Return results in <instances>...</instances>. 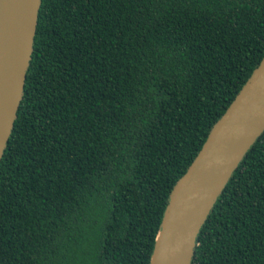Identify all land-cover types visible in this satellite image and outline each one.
I'll use <instances>...</instances> for the list:
<instances>
[{"label": "trees", "instance_id": "1", "mask_svg": "<svg viewBox=\"0 0 264 264\" xmlns=\"http://www.w3.org/2000/svg\"><path fill=\"white\" fill-rule=\"evenodd\" d=\"M263 58L264 0H39L0 264H149L174 186ZM191 264H264V131Z\"/></svg>", "mask_w": 264, "mask_h": 264}, {"label": "water", "instance_id": "2", "mask_svg": "<svg viewBox=\"0 0 264 264\" xmlns=\"http://www.w3.org/2000/svg\"><path fill=\"white\" fill-rule=\"evenodd\" d=\"M38 6L39 0H0V158L22 97ZM263 131L264 58L174 186L149 264H191L209 210Z\"/></svg>", "mask_w": 264, "mask_h": 264}]
</instances>
